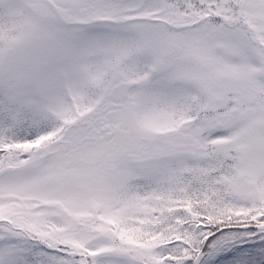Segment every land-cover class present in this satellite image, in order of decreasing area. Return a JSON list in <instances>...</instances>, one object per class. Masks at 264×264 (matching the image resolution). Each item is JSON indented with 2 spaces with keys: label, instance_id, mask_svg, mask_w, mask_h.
Wrapping results in <instances>:
<instances>
[{
  "label": "snow or ice",
  "instance_id": "6c2138e0",
  "mask_svg": "<svg viewBox=\"0 0 264 264\" xmlns=\"http://www.w3.org/2000/svg\"><path fill=\"white\" fill-rule=\"evenodd\" d=\"M0 264H264V0H0Z\"/></svg>",
  "mask_w": 264,
  "mask_h": 264
}]
</instances>
